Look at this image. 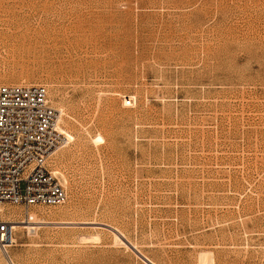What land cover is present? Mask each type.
I'll return each mask as SVG.
<instances>
[{
  "label": "rangeland",
  "instance_id": "rangeland-1",
  "mask_svg": "<svg viewBox=\"0 0 264 264\" xmlns=\"http://www.w3.org/2000/svg\"><path fill=\"white\" fill-rule=\"evenodd\" d=\"M0 85L73 137L13 264H262L264 0H0Z\"/></svg>",
  "mask_w": 264,
  "mask_h": 264
},
{
  "label": "built area",
  "instance_id": "built-area-1",
  "mask_svg": "<svg viewBox=\"0 0 264 264\" xmlns=\"http://www.w3.org/2000/svg\"><path fill=\"white\" fill-rule=\"evenodd\" d=\"M58 118L45 87L0 85V204L27 209L65 202V191L48 167L51 154L67 143ZM9 232V223L0 222L4 251Z\"/></svg>",
  "mask_w": 264,
  "mask_h": 264
},
{
  "label": "bare ground",
  "instance_id": "bare-ground-1",
  "mask_svg": "<svg viewBox=\"0 0 264 264\" xmlns=\"http://www.w3.org/2000/svg\"><path fill=\"white\" fill-rule=\"evenodd\" d=\"M134 100V99H133ZM125 103V102H124ZM55 110V109H54ZM59 127V126H58ZM60 131H61V128L59 127L58 128ZM63 134H64V136H65V138H66V141L67 142H69V141H72L73 140V137L70 135V134H68V133H66L65 131L63 132ZM95 142H101L102 141V138H101V136H97L96 138H95V140H94ZM52 154H54V152L52 153ZM51 154V155H52ZM55 172V171H54ZM57 174V173H56ZM0 212H2V209H0ZM29 219L31 220V221H25L26 223H25V225H24V228L27 230V232H28V234H34V232H35V230L37 229V226H35L36 224H40V221L38 222V221H34V220H32L33 219V217H32V215H30V217H29ZM19 224H22V223H16V224H13V223H11V222H9V226H10V232H9V240L7 241V246L8 247H11V246H13V245H16L17 243H16V241H15V239H14V236H13V229H14V227L16 226V227H21V225H19ZM43 224V223H42ZM118 238V237H117ZM116 238V239H117ZM85 239V238H84ZM88 239V238H87ZM91 239V238H90ZM93 240V239H92ZM87 241V240H86ZM0 248H1V253H2V256H3V259H4V261L6 262V264H9V262L11 261L10 260V258H9V256H8V254H7V252H6V250L4 251V250H2V247H1V245H0ZM208 254H210V253H207L206 255L205 254H203L202 253V255H200L199 257V259H200V262H201V264H204V262L206 261H208V260H206V256L208 255ZM211 256V255H210ZM207 257H209V256H207ZM150 264H153V263H151L148 259H146ZM12 262V261H11ZM205 264H207V263H205Z\"/></svg>",
  "mask_w": 264,
  "mask_h": 264
}]
</instances>
